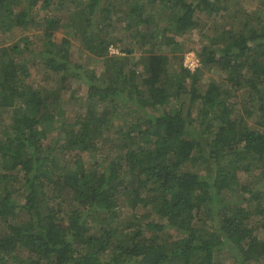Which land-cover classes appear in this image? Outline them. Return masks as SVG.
I'll use <instances>...</instances> for the list:
<instances>
[{
  "label": "trees",
  "instance_id": "obj_1",
  "mask_svg": "<svg viewBox=\"0 0 264 264\" xmlns=\"http://www.w3.org/2000/svg\"><path fill=\"white\" fill-rule=\"evenodd\" d=\"M38 1L0 0V35L41 31L35 66L88 91L74 105L64 86L35 87L21 55L34 53L29 36H0V264H264V11L243 12L241 28L203 47V68L223 73L204 88L202 69L177 60L179 39L197 15L246 0H47L43 17ZM70 3L64 32L101 75L71 60L67 40L54 43ZM243 89L258 102L234 118L227 100ZM66 107L78 127L48 145ZM195 109L206 126L187 138ZM111 139L124 153L104 167L96 156Z\"/></svg>",
  "mask_w": 264,
  "mask_h": 264
},
{
  "label": "rangeland",
  "instance_id": "obj_2",
  "mask_svg": "<svg viewBox=\"0 0 264 264\" xmlns=\"http://www.w3.org/2000/svg\"><path fill=\"white\" fill-rule=\"evenodd\" d=\"M46 2L47 0H39L37 5L35 6V8L40 11V16L42 17L48 11ZM71 6H73L72 3L66 6V8H64V13L62 17H59L61 18V24H60L59 29L55 31V37L53 39L54 43L55 44L57 43L58 45V43L61 44L63 39L67 40V50L71 55V60L74 63L86 66V68L89 69L88 75L91 73V70H96V72L99 75H101L104 70L102 62L100 66L96 65V60L95 58H93L92 53L84 48V44L82 45L80 41H77L74 39L75 34L68 35L67 33L64 32V29H63L64 24L72 23L76 19V17H74V13L73 14L71 13L74 10V7L71 9ZM17 7H18V10L29 9L28 5L24 1H19ZM231 7L233 8L232 9L230 8L227 11L225 10L218 11L219 14L203 12L197 15L196 22L199 24V27L197 28V30H195L194 33L190 35V39H186L185 37L184 39H181V40L179 39V41H181V45L185 48V50L182 52L184 54L175 52L180 57L182 56V60L180 58H178L177 60L183 62L184 68H187V69L191 68L192 71H194L195 69L198 70V68L202 69L199 75V84H198L199 87L203 85L202 87L205 88V86L209 85L213 80H221L223 77V73L215 72L213 71V69L209 71L203 68L201 57H200V54L203 55L202 54L203 47L210 46L211 45L210 41L215 35H218L219 33H222L224 31H229L231 29L238 30L239 28H241V23L244 20H242V22H239V21L242 19L241 16L243 15L242 14L243 12L250 13V14H253L254 12L262 13L264 11V0H246L244 3H238V2L236 3L234 1ZM65 11H66V15L64 16ZM54 17H56V14L54 15ZM64 17H68V20L65 21ZM237 18H238V22H237ZM117 24H120V23L117 22ZM6 33H4L1 30L0 36H3V37L5 36L4 44L7 43L8 45L14 42H18L23 45L24 43L23 38L26 39V36H29V41L27 39L26 40L28 41V43H30L29 44L30 50L33 51L34 53L28 54L27 52L25 53L23 52L21 55H23L22 59L24 63L26 62L30 65L29 71L31 72V75H32L31 80H30L31 84H33L35 87H37V85L38 87H46L48 90L61 88V86H64L67 88V90L62 92L63 98H65L66 100H71L72 104L74 105L76 102H78L77 100H79L82 96H85L86 92L88 91V88L81 85V83L71 82L70 84L69 80H66L64 83L60 84L64 75L56 74L52 71L46 70L43 66H38V67L35 66L36 63L40 62V58L37 55V52L40 50V46L42 45V41L44 40V36L41 31H38L35 29H29L28 27L21 28V27L15 26V28H13L10 31H7ZM237 34L238 32L232 35L235 38ZM0 47H2V45H0ZM208 52H209L208 55H210L211 50H209ZM116 53H119V52L115 50V52L113 53L112 51V54H116ZM138 54L140 53L136 52L133 55L138 56ZM118 56H120V53ZM121 57L122 55L120 56V58ZM242 75L245 76V78H248V76L246 75L245 69L242 71ZM33 79H35V81ZM242 91L244 92L243 94H240L239 97L237 95H234L233 99L230 98V100H227V105L229 106L237 105V109L235 110L236 112L233 115L234 118L240 115H244L243 109L245 108L247 104H252L254 107V104L257 105V102H258L257 98L254 99V102L253 100L251 102L252 97L250 98L249 96L250 93L248 90L243 89ZM233 94L234 93H232L231 95ZM72 109L73 107H66L64 108V112H65L64 115L61 117L60 115L63 113L58 115V118L56 119L55 127L53 128L52 133L51 132L49 133V137L47 141L48 145H50L51 142L53 145L55 140L58 139L59 137L65 138L69 136L70 134L69 132H67V129L69 128L73 129L74 127H78L74 116L69 114V111H71ZM193 111H194L193 112L194 116L192 117L193 124L191 123V126L188 127L185 132L187 138H190L193 134L203 132L206 126V124L205 125L201 124L202 116L200 115L198 109L197 110L195 109ZM257 116H258V113L257 115L254 114L252 118H245V123L247 125L252 126L253 125L252 123H254V119H258ZM189 119L191 120V118ZM190 120H188L187 122H190ZM111 142H112V139L108 142L109 147L104 149L102 154L100 155L97 154L96 156L97 163L104 165V167H107L109 163H111L116 158V156H122L124 153L122 149L116 148V145L111 144ZM82 159L86 166H88L89 164H92L87 154H84ZM12 175H18V174L13 173ZM8 182L13 188H14V185L18 184L16 180L14 181V179L11 180L10 178L8 179L7 183ZM1 198L2 196L0 195V199ZM119 204L120 206H119L118 211H121V208L125 207L126 201H124L121 198V201ZM156 221L161 222V219L157 218ZM0 230L2 231L3 228H0ZM223 253L224 251L221 252V255H223ZM219 255L220 253L217 255V257ZM221 258L223 257L221 256ZM223 262H227V261L223 260Z\"/></svg>",
  "mask_w": 264,
  "mask_h": 264
},
{
  "label": "clouds",
  "instance_id": "obj_3",
  "mask_svg": "<svg viewBox=\"0 0 264 264\" xmlns=\"http://www.w3.org/2000/svg\"><path fill=\"white\" fill-rule=\"evenodd\" d=\"M236 37H238V35H237ZM115 50H116V49L112 48L111 53H112V51H113V53H114ZM117 51H118V50H117ZM118 52H119V51H118ZM189 52H190V51H189ZM116 54H119V53H116ZM183 54H184V53H183ZM183 65H184V64H183ZM185 69H187V68H185ZM188 69H189V70H192L191 68H188ZM195 70H196V69H195ZM195 70H194V71H195Z\"/></svg>",
  "mask_w": 264,
  "mask_h": 264
}]
</instances>
